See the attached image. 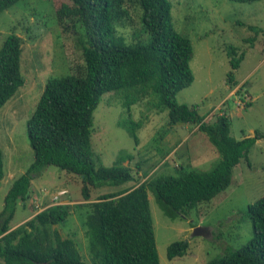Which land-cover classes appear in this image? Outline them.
Masks as SVG:
<instances>
[{
  "label": "trees",
  "instance_id": "16d2710c",
  "mask_svg": "<svg viewBox=\"0 0 264 264\" xmlns=\"http://www.w3.org/2000/svg\"><path fill=\"white\" fill-rule=\"evenodd\" d=\"M19 1L0 0V13ZM68 1L56 8L55 17L61 33L69 29L77 33L83 63L73 71L49 77L27 119L34 159L11 181L3 198L0 264H87L77 240L62 235L58 228L75 213L88 238L90 264H160L148 191L167 217L187 215L198 203L210 201L229 186L234 166L240 158L248 161L249 148L264 138V130L236 139L230 135L225 113L206 121L196 105L177 101V93L194 79L190 67L193 48L189 37L173 26L171 0ZM130 13L139 17L143 40L127 41L120 33L119 28L130 21ZM236 49L233 45L227 48L231 68L226 82L232 86L237 84L234 69L244 55L243 51L237 54ZM22 51L21 37L14 32L7 34L0 46V107L25 83ZM109 91L119 95L128 116L132 105L148 98L150 107L167 110L169 124H196L218 151L219 161L208 170L179 165L176 174L147 177L137 185L89 201L90 187L134 180L131 168L123 164L130 154L121 153L109 166H96L93 158V112L102 94ZM120 124L138 143L141 120L129 116ZM47 165L79 176L83 201L49 204L11 227L16 207L24 206L30 196L32 179ZM4 174L0 145V178ZM247 209L253 228L249 241L240 248H228L205 264H264V195ZM187 247L183 239L173 240L166 255L169 259L182 256Z\"/></svg>",
  "mask_w": 264,
  "mask_h": 264
},
{
  "label": "rangeland",
  "instance_id": "374dc122",
  "mask_svg": "<svg viewBox=\"0 0 264 264\" xmlns=\"http://www.w3.org/2000/svg\"><path fill=\"white\" fill-rule=\"evenodd\" d=\"M68 0H20L0 13V46L7 34L22 39L21 71L25 83L0 107V145L4 153L5 174L0 178V209L11 181L26 171L34 159L26 131L28 117L35 109L46 80L82 65L80 46L72 29L59 27L55 10ZM69 2V1H68ZM172 23L192 43L190 60L194 79L177 93V101L196 105L206 121L225 113L230 120V135L236 139L264 130V0H171ZM125 27L119 28L127 41L143 40L139 17L130 13ZM146 38V37H145ZM235 46L244 55L234 69L235 81L226 82L230 70L227 48ZM148 98L132 105L130 115L141 120L134 143L126 127L128 111L119 95L102 94L93 112L91 136L96 166L116 162L121 153L131 158L123 162L134 180L121 185L90 187V199L108 192L137 185L161 174H176L186 169L208 170L220 159L216 148L196 124L168 123L167 110L149 106ZM247 103H250L247 105ZM10 143V144H9ZM11 147V152L9 149ZM165 155V157H164ZM144 173H147L146 175ZM14 175V177H12ZM82 182L74 173L47 165L32 179L30 196L18 205L10 225H18L52 203L83 201ZM264 195V138L248 150V161L240 158L233 168L229 186L208 202H200L187 215L167 217L148 191L153 230L160 264H205L228 248H240L253 234L248 204ZM86 209H82L84 212ZM206 234L191 235L194 226ZM61 234L77 240L83 259L89 263L88 238L81 219L71 214L58 224ZM186 240L182 256L169 259L167 246L173 240Z\"/></svg>",
  "mask_w": 264,
  "mask_h": 264
},
{
  "label": "water",
  "instance_id": "95a60500",
  "mask_svg": "<svg viewBox=\"0 0 264 264\" xmlns=\"http://www.w3.org/2000/svg\"><path fill=\"white\" fill-rule=\"evenodd\" d=\"M206 234V228L201 225H196L191 230V235H202L204 236ZM186 242V240H184Z\"/></svg>",
  "mask_w": 264,
  "mask_h": 264
},
{
  "label": "crops",
  "instance_id": "0c3cea01",
  "mask_svg": "<svg viewBox=\"0 0 264 264\" xmlns=\"http://www.w3.org/2000/svg\"><path fill=\"white\" fill-rule=\"evenodd\" d=\"M10 144V143H9ZM9 152H11V147H10V149H9ZM12 177H14V175H12ZM31 183H32V181H31ZM11 227H14V225H11Z\"/></svg>",
  "mask_w": 264,
  "mask_h": 264
}]
</instances>
